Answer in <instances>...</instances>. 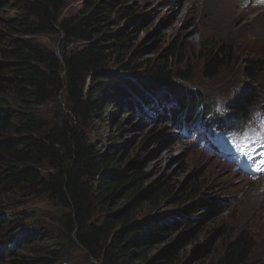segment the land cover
Wrapping results in <instances>:
<instances>
[{
	"label": "trees",
	"instance_id": "trees-1",
	"mask_svg": "<svg viewBox=\"0 0 264 264\" xmlns=\"http://www.w3.org/2000/svg\"><path fill=\"white\" fill-rule=\"evenodd\" d=\"M65 1L0 0V209L5 206V212L0 211V246L4 247L0 264H66L71 247L102 264H146L150 260L145 244L160 233L162 237L171 235L172 224L179 219L180 223L186 219L184 225L195 222L198 214L186 212L185 218L179 212L160 217L157 223L142 219L134 223L128 209L132 204L147 199L157 206L168 195L136 186L139 171L127 175L122 171L123 152L116 139L133 111L120 99H138L143 89L150 93L161 90L179 99L184 93L171 73L160 68L131 79L109 70L113 65L124 72L136 68L116 55L119 45L103 34V22L113 12L112 1L122 0L100 7L86 5L81 15L61 18ZM47 32L61 33L68 44L76 40L80 45H65L58 54L37 40ZM222 56L218 51L205 57L206 77H214L223 67ZM258 68L249 67L250 78ZM187 74L179 70L174 79L186 80ZM60 93L66 94L69 113L60 125L51 124L35 110ZM252 98L250 95L247 103ZM111 110L124 111V116L114 127L112 141L98 150L89 143L86 130L97 124L105 127L104 116ZM240 110L241 116L244 108ZM42 168L47 172L42 173ZM204 187L203 183L200 189ZM116 195H124L123 200L130 204L113 214L116 209L111 199ZM38 197L61 209L57 228L41 229L37 237L18 243L16 228L9 226L10 214L29 201H41ZM98 209L104 216L100 224ZM19 215V219L29 218L26 213ZM31 241L37 242L24 255ZM252 246L248 237L240 236L216 264H241ZM178 253L170 252L165 258L177 260Z\"/></svg>",
	"mask_w": 264,
	"mask_h": 264
},
{
	"label": "rangeland",
	"instance_id": "rangeland-1",
	"mask_svg": "<svg viewBox=\"0 0 264 264\" xmlns=\"http://www.w3.org/2000/svg\"><path fill=\"white\" fill-rule=\"evenodd\" d=\"M110 1L66 0L60 17L79 16L86 5L100 7ZM188 1H190L188 4L183 3L185 0L112 1L113 12L108 14L110 17L103 22L105 23L103 34H108L110 41L119 45L116 55L130 65H136V68L132 72H124L118 71V66L113 65L109 70L126 79H131L135 75L143 77L157 68L166 70L171 73V79L182 87L181 91L185 92L190 108L203 104L206 110L214 109L208 113L210 118L234 114L236 107L241 109L239 105L244 103L250 92L255 90L264 92V23L258 20H251L248 23L235 21L230 23V14L219 15L217 2H212L215 7L203 9L201 4H204V0H193L197 3L190 10L192 0ZM212 9H215V14ZM0 18H2L1 13ZM2 28L0 24V31ZM204 28H208L209 31H205ZM261 39L262 44L258 42ZM37 40L58 54L65 45L71 48L80 45L76 40H71L72 42L68 44L61 33H43L37 36ZM218 51L223 52L224 65L214 77H206L205 57L211 52ZM176 54L179 55L178 59L175 57ZM258 62H262L263 66L254 75V79H250L248 69ZM179 70L188 73L185 81L174 79L175 73ZM150 92L143 89L140 98L132 99V96H130L131 99L121 98L120 103H125L129 108L134 102L141 104V99L147 100L163 95L161 90ZM221 99L225 103L219 105ZM203 105L200 106V110L203 109ZM218 105L220 111H217ZM180 107L179 103L172 104L166 107V111L168 108L171 110ZM257 107L264 108L263 99H260ZM139 110L138 107V110L133 111L132 115L123 121L122 131L116 139L118 143L116 146L121 147L123 152L122 171H125L126 175L139 171L140 178L136 186L140 185L141 189L147 188L148 192L149 189L166 191L165 194L171 197L166 196L157 206H152L147 199L136 201L128 208L134 215V223L143 218H149L145 222L151 223V216L154 214L168 215L186 208H188L186 210L188 214L197 213L200 217L195 222L177 228L171 232V235L162 237L163 234L159 232L158 238L151 239L152 242L145 244V251L150 260L148 263L153 261L154 264H216L227 251L229 244L245 234L251 237L254 246L248 264H264L262 236L255 235L249 225L236 222L233 219L235 214L225 210L230 203H233L232 194L238 183L233 179L216 177L220 175V172L215 170L214 173L213 169H224L220 168L215 160H208L204 154L197 151L189 153L182 147L166 150L163 144L170 140L171 129H161L163 124L160 121L145 124L141 121ZM35 111L40 116L46 117L51 124L60 125L64 116L69 113L66 94L60 93L44 105L37 106ZM122 112L119 114L117 110H111L104 116L108 121L105 127L102 128L97 124L98 126H92L89 131L86 130L89 143L98 150L102 149L100 145L109 144L114 138V127L117 121L124 116ZM149 124H152L150 130L146 128ZM44 172H47L46 168H42V173ZM224 174L228 173L225 171ZM260 182L256 181L252 187L256 188L262 184ZM203 183L205 187L201 190L200 186ZM186 189L187 193H185ZM247 191H249L248 186L239 193L244 196L235 195L234 200L236 215L242 223L249 221L245 218L248 211L258 212L259 216L264 217V205L260 202L254 201L255 206L253 203L247 206L246 200L249 198ZM124 195H116L111 199L114 201L111 204L116 209L113 214L129 206L130 201L123 200ZM136 196L130 197V200L136 199ZM217 196L220 199H230V203L219 212L213 204ZM38 199L41 201H29L22 205L19 211L10 214L9 226L16 228V241L24 242L33 236L37 237L41 229L57 228L56 220L58 214L62 212L61 209L48 204L44 198L38 197ZM0 211L5 212V206ZM21 213L28 214L29 218L19 219ZM96 213L100 224L104 216L99 209ZM35 242L37 241L29 243L27 250L23 252L24 255L30 251V246ZM170 252L175 254L179 252V259L167 260L165 256ZM67 253L70 261L66 264H102L99 260H88L90 258H85L83 251L75 247L69 248Z\"/></svg>",
	"mask_w": 264,
	"mask_h": 264
},
{
	"label": "bare ground",
	"instance_id": "bare-ground-1",
	"mask_svg": "<svg viewBox=\"0 0 264 264\" xmlns=\"http://www.w3.org/2000/svg\"><path fill=\"white\" fill-rule=\"evenodd\" d=\"M212 2H217L219 5H218V13L220 16L224 15L225 13L226 14H230V23L232 21H235L236 23L237 22H244V23H248L249 21L253 20V21H256L258 18H260L263 13H264V8L260 11H257L254 15H253V9L251 8V15H252V19H250V15H249V12L244 10V9H238L234 6V4L230 1V0H204V4H201L202 5V8H211V7H215L212 5ZM191 4H192V1H191ZM186 9H184L185 11ZM197 11V9H195ZM213 11V14H215V9H212ZM196 13V12H195ZM182 15H184L182 13ZM259 21V20H258ZM196 23V26H197V22ZM198 28V27H197ZM197 28H193L194 30H197ZM206 29L205 31H209L208 28H204ZM203 31V33L205 32ZM230 31H232L231 27H230ZM253 31V29H252ZM261 32V31H260ZM261 35V34H260ZM263 36V35H262ZM177 80V79H176ZM185 87V86H184ZM188 91V90H187ZM163 93V92H162ZM160 95V94H159ZM201 98V97H200ZM209 98V97H208ZM211 101V100H210ZM200 102V101H199ZM192 104V103H191ZM194 104V103H193ZM135 105H137L138 107L141 106L140 103H136L135 102ZM192 107V106H191ZM194 107V106H193ZM197 107V106H196ZM202 107V106H201ZM261 183V182H260ZM264 181L262 184H259V186H257L256 188H253L251 187V189H249V191H247L246 193H248V196L249 198H247V206L248 205H252V203L254 201H257V202H260L261 204L264 205ZM247 196V197H248ZM245 199V198H244ZM244 202V201H243ZM256 204L253 203V206H255ZM246 212V210H245ZM19 243V242H18Z\"/></svg>",
	"mask_w": 264,
	"mask_h": 264
},
{
	"label": "snow or ice",
	"instance_id": "snow-or-ice-1",
	"mask_svg": "<svg viewBox=\"0 0 264 264\" xmlns=\"http://www.w3.org/2000/svg\"><path fill=\"white\" fill-rule=\"evenodd\" d=\"M264 2V0H261ZM219 105L217 106V111H220ZM238 145H242L240 148L243 151V148L249 146L250 143L260 142L261 146L264 147V120H261L256 131H252L250 128L248 131H245L239 135V138L234 137ZM264 156V153L261 154ZM254 171H259L264 173V159H259L254 161Z\"/></svg>",
	"mask_w": 264,
	"mask_h": 264
},
{
	"label": "clouds",
	"instance_id": "clouds-1",
	"mask_svg": "<svg viewBox=\"0 0 264 264\" xmlns=\"http://www.w3.org/2000/svg\"><path fill=\"white\" fill-rule=\"evenodd\" d=\"M223 103H225V101L223 100V99H221L220 101H219V105H222ZM118 144V143H117ZM110 148V147H109ZM213 204H214V206H215V204H216V202H215V200L213 201ZM215 208H216V206H215ZM186 210H188V208H186ZM186 210H182V211H180V212H183V216L186 218V216H187V211ZM216 210H218L217 208H216ZM218 212H219V210H218ZM175 213H179V212H175ZM175 213H173V215L175 216ZM161 215H159V214H157V215H153V216H151V218H152V220L151 221H153V220H156L154 223H157L158 221H159V217H160ZM147 219H149V218H143L141 221H146ZM200 219V217H198V219L197 220H199ZM185 222H186V219H182V221H181V223L180 222H178V221H175L172 225V230H173V232L175 231V230H177V228H180V227H182V225H184L185 224ZM243 236V235H242ZM250 239V238H249ZM250 241H251V244H252V239H250ZM253 249H254V246H252V249H251V252L247 255V257L244 259V261L241 263V264H243L245 261H248V260H250V257H251V255H252V252H253Z\"/></svg>",
	"mask_w": 264,
	"mask_h": 264
}]
</instances>
